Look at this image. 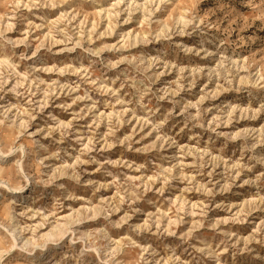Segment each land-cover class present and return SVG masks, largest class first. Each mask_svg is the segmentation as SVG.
<instances>
[{"label": "rangeland", "instance_id": "374dc122", "mask_svg": "<svg viewBox=\"0 0 264 264\" xmlns=\"http://www.w3.org/2000/svg\"><path fill=\"white\" fill-rule=\"evenodd\" d=\"M0 264H264V0H0Z\"/></svg>", "mask_w": 264, "mask_h": 264}]
</instances>
